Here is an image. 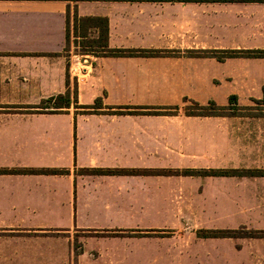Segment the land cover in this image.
I'll list each match as a JSON object with an SVG mask.
<instances>
[{
  "label": "crops",
  "instance_id": "1",
  "mask_svg": "<svg viewBox=\"0 0 264 264\" xmlns=\"http://www.w3.org/2000/svg\"><path fill=\"white\" fill-rule=\"evenodd\" d=\"M75 14L78 35L108 19L107 47L137 52L78 57ZM250 50L264 2L0 0V264H264V237L200 235L264 230V173L241 172L264 171ZM67 91L59 112L27 107ZM40 168L65 171H22Z\"/></svg>",
  "mask_w": 264,
  "mask_h": 264
},
{
  "label": "trees",
  "instance_id": "2",
  "mask_svg": "<svg viewBox=\"0 0 264 264\" xmlns=\"http://www.w3.org/2000/svg\"><path fill=\"white\" fill-rule=\"evenodd\" d=\"M127 1H143V0H127ZM149 1H185V0H149ZM197 1H257V2H264V0H197ZM92 20H88V24L92 26H98L100 27V35L97 38H93L87 46H91L90 50H88L87 53H93L96 50H101V52H104L106 54H132L136 53L137 51L134 49H116V48H108V19H98V18H91ZM69 15H68V42L70 41V28H69ZM78 16L75 14V35L84 37L88 36L86 35H78L77 34V23H78ZM83 32V31H82ZM97 46L98 48L94 47ZM249 53L254 54H260L264 55V50H250ZM77 91L75 90V101L76 100ZM64 99L63 105L55 99ZM232 100H236L237 97L235 95L231 96ZM46 100V99H44ZM47 100L55 101L52 103L44 104V105H29L27 106L29 109L39 108V110H29L30 112H59L63 107H70L72 103L71 98V92L67 91L65 94H58L56 96H51L47 98ZM192 107L188 108L187 112L189 114H219L222 112V107L217 106L214 102H211L210 105H201L197 102H193ZM77 107L82 108V112H100L102 108H104L102 98L96 99L94 104H82L77 105ZM109 111L112 113H126V112H134V113H144L140 108H144V106H108ZM125 108H137L138 110H125ZM211 110V111H209ZM148 113H158V111L151 110L146 111ZM0 171L7 172L8 169H1ZM23 172H38V173H62L65 170L58 169V168H40V169H23ZM86 171H94V172H100L103 170L100 169H93V170H86ZM217 174H227V171L219 170V171H212ZM245 173H259L263 174L264 171H241ZM238 234H241L243 236H250V237H264V230H249L245 232H239L238 230H202L200 231L201 236H237Z\"/></svg>",
  "mask_w": 264,
  "mask_h": 264
},
{
  "label": "rangeland",
  "instance_id": "3",
  "mask_svg": "<svg viewBox=\"0 0 264 264\" xmlns=\"http://www.w3.org/2000/svg\"><path fill=\"white\" fill-rule=\"evenodd\" d=\"M93 38L91 37V36H88V37H86V38H84V37H74V35L72 34V32H71V35H70V44H69V46H68V49H70V50H72L73 51V53L74 54H77V56L78 57H80V54H82V55H85V54H89V53H87L88 52V50H90L91 48H93V47H91V46H87V44L92 40ZM80 58H75V61H72V62H70V66H71V64L73 63V62H75V67L77 66V67H82L79 63L77 64V62H78V60H79ZM55 101H57V102H59L60 103V105L62 104L63 105V102H64V99H60V98H58V99H55ZM55 101H49V100H43L42 102H41V104L40 105H44V104H48V103H52V102H55ZM190 107H192V106H188V108H190ZM29 109V108H28ZM29 110H39V108H34V109H29ZM209 111H211V110H209Z\"/></svg>",
  "mask_w": 264,
  "mask_h": 264
}]
</instances>
